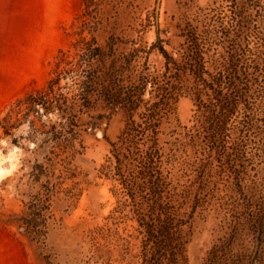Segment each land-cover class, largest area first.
<instances>
[{
    "label": "trees",
    "instance_id": "obj_1",
    "mask_svg": "<svg viewBox=\"0 0 264 264\" xmlns=\"http://www.w3.org/2000/svg\"><path fill=\"white\" fill-rule=\"evenodd\" d=\"M96 1L80 0L91 23H83L74 32V53L60 51L46 80L26 89L0 113V147L5 139L22 149L21 170L34 188L25 209L11 220L19 235L40 245H45L52 217V179L80 152L75 141L81 147L79 136L86 117L116 106L125 116L122 131L111 144L115 157L124 161L123 166H134L132 173L142 184L156 165L154 155L142 149L148 132L153 146L157 144L162 117L140 111L150 80L145 77L141 82L140 76L134 80L131 58L116 53L120 41L115 26L108 33L111 42L99 43L93 36L103 23L102 0L92 13ZM120 2L124 1L105 4L117 8ZM180 36L177 58L161 51L167 65H174L177 92L195 105L187 144L194 149L196 167L188 181L205 189L218 176L231 199L225 235L213 244L204 264H264L259 251L253 256L247 248L240 253L234 249L241 231H258L264 239V0H211L185 21ZM162 101H155L154 108L169 103ZM150 182L152 204L158 209L150 220L158 226L153 238L159 255L149 257L145 264H184V227L192 212L183 207L191 185L176 191L167 175ZM144 189L141 185L139 191Z\"/></svg>",
    "mask_w": 264,
    "mask_h": 264
},
{
    "label": "rangeland",
    "instance_id": "obj_2",
    "mask_svg": "<svg viewBox=\"0 0 264 264\" xmlns=\"http://www.w3.org/2000/svg\"><path fill=\"white\" fill-rule=\"evenodd\" d=\"M98 1L92 13L98 9ZM102 1V27L93 36L105 44L109 41L110 26L117 28L120 42L116 53L131 58L134 80L139 76L141 82L145 77L150 80L142 95L146 104H142L140 111L162 116L157 144L153 146L152 133L148 132L142 146L146 154L154 155L156 165L146 173V184H142L132 173L135 167L123 166L124 161L115 157L111 144L118 139L125 116L116 106L99 112L102 116L95 120L92 118L97 113L86 117L85 130L79 136L81 147L79 140L75 141L80 152L52 179V217L45 245H40L31 237L19 235L17 224L11 220L25 209L28 193L34 188L21 170L22 149L2 139L0 264H145L149 257L159 255L153 238L158 226L150 220L158 211L152 204L150 179L167 175L176 184V191L188 190L191 185L188 179L196 162L194 149L187 143L188 130L195 122V105L177 92L174 65H167L161 49L177 58L185 21L211 0H161L157 19L156 0H122L117 8L107 6L108 0ZM0 7L6 10L0 14L1 113L26 89L46 80L61 56L60 51L74 53V32L83 23L88 26L91 22L83 14L80 0H0ZM84 34L91 37L87 29ZM160 98L169 103L154 108ZM141 185L145 187L142 193ZM190 188L188 203L183 207L192 212L184 227L183 263L204 264L213 244L225 235L231 199L225 182L218 176L211 178L205 189L192 185ZM258 239L257 251L264 258V239L260 234ZM255 240V233L241 231L234 249L239 253L244 248L253 251ZM15 244L18 253L13 251Z\"/></svg>",
    "mask_w": 264,
    "mask_h": 264
},
{
    "label": "water",
    "instance_id": "obj_3",
    "mask_svg": "<svg viewBox=\"0 0 264 264\" xmlns=\"http://www.w3.org/2000/svg\"><path fill=\"white\" fill-rule=\"evenodd\" d=\"M160 2L161 0H156V5H155V18L157 19V16H158V11H159V6H160ZM114 107L111 108V110H113ZM102 115L98 114L96 116H94L92 118V120H95L97 117L100 118ZM95 122V121H94ZM258 234L259 232L257 231L256 232V240H255V244H254V248H253V256L256 254L257 252V248H258V245H259V239H258Z\"/></svg>",
    "mask_w": 264,
    "mask_h": 264
},
{
    "label": "crops",
    "instance_id": "obj_4",
    "mask_svg": "<svg viewBox=\"0 0 264 264\" xmlns=\"http://www.w3.org/2000/svg\"><path fill=\"white\" fill-rule=\"evenodd\" d=\"M4 12L6 13V10L4 11V8L0 7V14H5ZM13 251H15L16 253L19 252V248H18L17 244L13 245ZM20 264H23V263H20Z\"/></svg>",
    "mask_w": 264,
    "mask_h": 264
}]
</instances>
